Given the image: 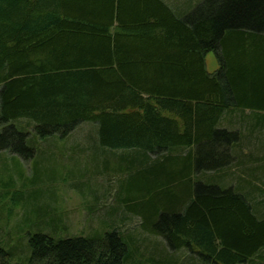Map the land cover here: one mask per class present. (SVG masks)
Returning <instances> with one entry per match:
<instances>
[{
  "label": "trees",
  "instance_id": "16d2710c",
  "mask_svg": "<svg viewBox=\"0 0 264 264\" xmlns=\"http://www.w3.org/2000/svg\"><path fill=\"white\" fill-rule=\"evenodd\" d=\"M245 111L264 131V0H203L185 16L164 0H0V141L22 119L43 140L94 125L89 149L127 154L112 173L137 170L121 206L188 263L264 264V187L251 201L212 178L241 140L223 119ZM35 210L28 227L45 219ZM55 221L28 234L24 257L0 245V264H134L131 238L102 218L94 236Z\"/></svg>",
  "mask_w": 264,
  "mask_h": 264
},
{
  "label": "rangeland",
  "instance_id": "374dc122",
  "mask_svg": "<svg viewBox=\"0 0 264 264\" xmlns=\"http://www.w3.org/2000/svg\"><path fill=\"white\" fill-rule=\"evenodd\" d=\"M164 1L184 16L203 3V0ZM206 66L210 74L218 71L215 53L207 55ZM250 116L249 111L225 115L220 127L238 133L240 144L230 148L234 156L232 166L223 173L210 174L212 178L221 177V185L237 189L238 193L256 201L261 192L255 191L254 187H264V131L256 128ZM10 124L17 128L8 130L12 142L8 145L5 140L0 141L1 247L14 248L16 255L24 257L22 253H26L28 247V234L34 232L37 225L49 231L48 221L53 218L58 223L55 221L52 226L62 229L58 232H62L61 236L88 233L94 236L101 233L102 218L107 225L131 238L134 264H154L159 257L165 260L172 254L179 264H197L196 260L187 262L188 252L174 254L161 237L147 234L142 227L143 219L121 206L119 200L123 197V188L134 181L132 175L137 170H125L124 177L112 173L111 167L122 169L116 160L127 154L121 151L103 154L89 149L87 136L94 130V125L83 124L70 136L61 138L58 135L44 141L27 120ZM4 128L0 122V134ZM138 154L130 152L128 159L138 158ZM38 192L36 200L30 197ZM35 209L45 210V219H41L43 214L36 219L40 213H35L31 216L35 218L33 224L28 227V214ZM113 209V214L109 215L108 210ZM92 228L96 230L92 231Z\"/></svg>",
  "mask_w": 264,
  "mask_h": 264
},
{
  "label": "bare ground",
  "instance_id": "6f19581e",
  "mask_svg": "<svg viewBox=\"0 0 264 264\" xmlns=\"http://www.w3.org/2000/svg\"><path fill=\"white\" fill-rule=\"evenodd\" d=\"M257 126V125H256ZM232 148V147H231Z\"/></svg>",
  "mask_w": 264,
  "mask_h": 264
}]
</instances>
